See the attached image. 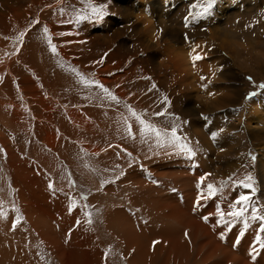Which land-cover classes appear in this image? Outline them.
<instances>
[{
  "label": "rangeland",
  "instance_id": "374dc122",
  "mask_svg": "<svg viewBox=\"0 0 264 264\" xmlns=\"http://www.w3.org/2000/svg\"><path fill=\"white\" fill-rule=\"evenodd\" d=\"M195 3L0 0V264H264L251 208L217 223L249 174L264 209V0H217L186 28ZM93 6L107 12L75 23ZM220 9L228 37L213 31ZM193 49L205 55L195 67ZM129 107L178 126L196 155L141 134ZM221 133L237 138L224 148Z\"/></svg>",
  "mask_w": 264,
  "mask_h": 264
},
{
  "label": "snow or ice",
  "instance_id": "6c2138e0",
  "mask_svg": "<svg viewBox=\"0 0 264 264\" xmlns=\"http://www.w3.org/2000/svg\"><path fill=\"white\" fill-rule=\"evenodd\" d=\"M217 3V0H197V3L192 4L191 8L194 10H190L188 15L184 17V22H185V27L187 28L189 26V17H191V22L194 23L200 19H203L206 16L211 15L213 6ZM65 11L64 8L60 9L61 14H63ZM92 14L93 16H87V15H82L77 13L76 16L74 17L75 23L79 24L81 21L88 20L90 18H101L104 16V11L102 7L100 6H93L92 7ZM71 22V21H70ZM46 39L48 40L49 46L52 50L53 53L56 52V46L52 43V38L47 35L48 29H44ZM23 35V34H21ZM193 53L190 56V59L192 60L193 66L195 67V64L197 61H201L205 59V55H202L199 52H196L195 49L192 50ZM73 71H75L73 69ZM205 77L201 76V80H204ZM249 81L252 80L251 77H248ZM96 86L101 88L102 91L113 101H116V103H119V100L117 97L112 95L107 88H105L103 85L99 84L98 82H95ZM155 87V85L153 86ZM207 87V85H205ZM258 89L264 90V83H260L258 86ZM211 95V93H210ZM249 96H255V92H250L248 94ZM129 111L131 112V115L135 117V120L139 123L140 127V132L141 134H146V135H152L156 137V142L159 146L164 147L168 146L170 147L173 151L178 152L180 154L186 155L188 157H194L196 155V151L189 146V144L186 142L185 138L181 137L177 133V127L174 125L171 127L170 131L168 129H163V128H158L154 124L148 123L145 119L141 118L139 115L136 114L135 111H133L129 107ZM156 116H162L164 113L157 112L154 113ZM126 131L129 135H132V125L128 124ZM215 136V133L213 134ZM123 175V173H121ZM208 175V174H206ZM205 177L201 176L199 183H203ZM231 179V177H229ZM253 177L251 174L247 175L243 180L239 181V184L244 187L245 189H249V193H241L237 199L235 200L234 203H232L229 208L230 210L225 213L217 208V216H218V221L217 223H225V216L230 217L232 219H238L242 218L245 216V214L249 211V208H251V220L254 221H259V226L257 228V233L255 235V241L259 243L261 248H264V240H262L260 233L264 232V214H261L264 212V209H258L253 203H252V197L255 194L256 189L253 186ZM226 182L222 181L221 182V187H224ZM53 187L51 184H49V188ZM207 191H208V196H214L216 195L217 189L214 187L213 184H208L207 185ZM203 197H201L202 199ZM72 207H74V204L69 206V211H71ZM86 216L89 215L88 213L85 214ZM205 221L208 220V217H202ZM88 223H91V220L89 219L87 221ZM80 221H77V224H79ZM228 226V225H226ZM245 227H248L247 222H245ZM187 235V233H186ZM158 243V241H153V244L155 245ZM255 251V249H253ZM255 259V256L252 257Z\"/></svg>",
  "mask_w": 264,
  "mask_h": 264
},
{
  "label": "bare ground",
  "instance_id": "6f19581e",
  "mask_svg": "<svg viewBox=\"0 0 264 264\" xmlns=\"http://www.w3.org/2000/svg\"><path fill=\"white\" fill-rule=\"evenodd\" d=\"M231 6V9H230V11L229 12H233L234 11V7L232 6V5H230ZM229 6V7H230ZM179 9H180V7H179ZM178 10V9H177ZM176 11V10H175ZM225 11H226V9H225ZM223 9H220V12H219V15H220V18H221V20L219 19V20H216L217 21V23H219V24H217L215 27H214V29H213V31H214V34L215 35H227V37H228V33H226V31L228 30L227 29V27H224L226 24H225V22H223V20H224V12H225ZM179 11H176V13H178ZM245 12V11H244ZM176 13H172V14H169V16H168V14L166 15L167 17V19H166V21H167V23H166V21H165V25H170V24H172V22H174V19L176 18L175 17V14ZM179 14V13H178ZM235 14H236V12L235 13H232V15L230 16V21H232V20H234V17H235ZM238 14H239V12H238ZM210 16V15H209ZM218 18V17H217ZM165 20V19H164ZM163 20V21H164ZM190 20V19H189ZM202 20V19H201ZM168 21H170V22H168ZM170 23V24H169ZM210 24V23H209ZM202 25V24H201ZM166 26V27H167ZM227 26V25H226ZM240 26H242L243 27V24H241ZM168 28V27H167ZM171 29V28H170ZM200 30H202V28H199ZM173 30V29H172ZM221 30H223L224 32H222ZM210 31H211V29H210ZM234 32V30L233 29H230V30H228L227 32ZM175 32V31H174ZM179 32V31H178ZM229 32V33H230ZM181 33V32H180ZM168 34H170V33H168ZM178 33H176V35H177ZM182 34L183 35H185V36H190V35H192V34H194V30L193 29H191L190 28V30H189V28L187 29V31H184L183 30V32H182ZM201 44V43H200ZM205 45H210V43H202V45H201V48L202 49H204V47H205ZM208 48V47H207ZM175 60V59H174ZM254 61V60H253ZM173 62V61H172ZM174 63V62H173ZM260 63V62H259ZM263 63V62H262ZM264 64V63H263ZM259 66V65H258ZM262 71H264L263 69H262V67L260 68ZM230 95V94H229ZM221 99V98H220ZM236 100V97L234 96V97H232V95H230V96H227L226 97V101H228V103H230V104H232V102H233V100ZM253 99H255V100H257V97L256 96H254L253 97ZM252 100V99H251ZM224 102V101H223ZM225 103V102H224ZM227 103V104H228ZM254 106L256 107V108H258L257 107V102L256 101H254ZM222 104V103H221ZM233 105H234V103H233ZM255 110V109H254ZM257 110V109H256ZM253 112V114H254V116H256L255 114H256V112H254V111H252ZM235 126V125H234ZM217 127V126H216ZM203 130V129H202ZM202 130H196V135H197V137H198V139L202 142H204L203 144L205 145L206 144V137H205V135L203 134V132L204 131H202ZM216 130V128H214V130H213V128H210V133L212 134L213 133V131H215ZM212 131V132H211ZM218 131V130H217ZM207 131H205L204 133H206ZM217 134H218V132L216 133V137H219V136H217ZM222 138V141L221 142H219L218 144L220 145V144H222V146H225L224 148H226L227 146V144L229 143H232V142H234L235 141V139L237 138V137H234V136H232L231 137V135H229V136H227V134H223L222 135V133H221V135H220ZM203 146V145H202ZM206 146V145H205ZM220 148V147H219ZM205 150V149H204ZM204 153V152H203ZM261 167L263 168V170H264V163H262V165H261ZM194 178V177H193ZM181 180H182V178H181ZM159 182V181H158ZM183 204V203H182ZM183 205H188V204H186V203H184ZM178 207L179 206H177V207H170L173 211H176V210H174V209H178ZM187 209H188V207H187ZM181 211V210H180ZM183 211V210H182ZM178 212V211H177ZM183 212H185V211H183ZM184 214V213H183ZM171 230V229H170ZM169 230V231H170Z\"/></svg>",
  "mask_w": 264,
  "mask_h": 264
},
{
  "label": "crops",
  "instance_id": "0c3cea01",
  "mask_svg": "<svg viewBox=\"0 0 264 264\" xmlns=\"http://www.w3.org/2000/svg\"><path fill=\"white\" fill-rule=\"evenodd\" d=\"M107 6H109V5H107ZM102 9H103L104 12H107V11H105V9H106L105 7L102 6ZM84 14L86 15V11H84ZM85 21H87V20H85ZM85 21H84V22H85ZM83 24H84V23H83ZM15 187H18V188H19L18 185H16ZM69 218H71V216H67V217H66V219H69Z\"/></svg>",
  "mask_w": 264,
  "mask_h": 264
}]
</instances>
